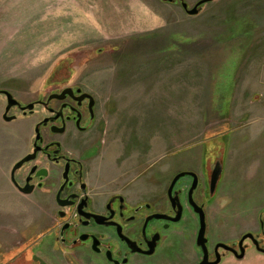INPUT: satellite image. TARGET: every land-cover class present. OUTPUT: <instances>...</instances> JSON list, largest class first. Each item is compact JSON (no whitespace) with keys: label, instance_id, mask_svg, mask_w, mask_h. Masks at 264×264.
<instances>
[{"label":"rangeland","instance_id":"374dc122","mask_svg":"<svg viewBox=\"0 0 264 264\" xmlns=\"http://www.w3.org/2000/svg\"><path fill=\"white\" fill-rule=\"evenodd\" d=\"M19 1L26 4L5 8L16 12L0 13V90L27 103L68 85L90 91L101 111L86 136L93 137L91 145L96 137H142L148 168L153 166L148 178L157 171L173 176L201 169L214 148L225 149V179L208 208L211 249L260 233L264 0H215L197 16L179 2L147 0L146 17L116 11L104 18L94 12L91 29L67 23L60 0ZM183 1L192 9L203 0ZM105 102L117 108L108 117ZM5 105L0 98V135L19 137H0V150L7 154L13 140L23 155L38 120L19 116L7 123ZM8 171L5 164L0 168V264H71L51 245L47 229L54 219L44 220L45 209L11 186ZM149 182L146 191L159 194V186ZM197 231L190 221L175 225L165 231L156 256L131 264H198ZM222 264H264V255L250 249L243 261L228 256Z\"/></svg>","mask_w":264,"mask_h":264},{"label":"flooded vegetation","instance_id":"af4514ba","mask_svg":"<svg viewBox=\"0 0 264 264\" xmlns=\"http://www.w3.org/2000/svg\"><path fill=\"white\" fill-rule=\"evenodd\" d=\"M0 92V98L6 104L2 116L5 122H15L19 116L38 120L30 135L29 150L23 155L12 152L4 160L9 169V183L18 193L44 208L48 219H54L48 233L56 247L51 245L67 254L71 264H81L79 260L85 264H131L138 258H153L159 253L165 231L186 221L198 225V247L200 217L190 205L193 188V200L203 208L206 216L209 261H216V246L223 242L216 243L211 249L208 208L225 179V149L214 148L201 169H185L173 176H165L164 172L159 175L157 171L148 178V171L153 166L148 168L142 137H96L95 144L91 145L93 137L86 136L97 125L101 111L98 98L90 91L78 85H68L42 93L29 103L17 99L8 90ZM3 92L10 93L21 104L8 113L7 118H16L12 121L5 119L9 98ZM30 105L34 108L23 110ZM116 109L110 102L103 104L107 117ZM99 127L106 131V123ZM0 137L19 136L6 134ZM112 157L114 165L110 164ZM26 159L29 161L24 162ZM107 166L109 172L103 173ZM217 166L221 175L212 194V177ZM181 174L186 176L173 186ZM167 180L169 184L164 187ZM148 182L159 186L160 193L147 192ZM180 205L182 210L179 212ZM179 213V222H173ZM157 215H165L168 220L148 221ZM260 230L259 234H246H253L264 249L263 215ZM246 234L237 242L225 244L231 247L235 244L234 250L240 255L239 242ZM243 246L246 256L250 249L259 252L251 240H246ZM151 249L153 254L148 255ZM199 249L201 260L198 264L203 260ZM219 254L222 262L228 256L237 259L234 253L223 249Z\"/></svg>","mask_w":264,"mask_h":264},{"label":"crops","instance_id":"0c3cea01","mask_svg":"<svg viewBox=\"0 0 264 264\" xmlns=\"http://www.w3.org/2000/svg\"><path fill=\"white\" fill-rule=\"evenodd\" d=\"M21 4L25 5L26 3L25 2L21 3L19 0H0V13H4V12L14 13L16 12L15 10L13 9L6 10L5 8H14ZM147 9H148L147 0H143V2L142 0H135L134 3L132 1L130 3V0H60V13L61 15L62 14L66 15V18H65L67 19L66 21L69 20L67 23H70L71 21L74 24L87 23V26H83V28H87V29L93 28L94 24L96 23L95 19L92 16L94 12H97V14L103 15L104 18H106V16L109 15L110 12H116V11H119V13H122V12L127 13L129 11V13L131 14L132 13L140 14V15L143 14L146 17ZM83 14H88V17L84 16ZM138 25L140 27L141 23ZM98 27L99 26H96V28ZM69 28H79V27H69ZM135 38H138V37H135ZM30 139L31 137L29 138L28 147L30 144ZM10 141L11 143L7 144V147H9V151L7 152V154L4 153V150L2 149L0 150V153H1L0 154V168L2 169L4 168V164H5L4 160L7 156H9V154H13L12 152H15V153L20 152L19 148L15 147V145L12 144L13 140H10ZM150 151H153V149L150 148ZM105 172L106 170H103V173ZM0 179H1L0 180V194L2 195V187H1L2 178L0 177ZM1 209L3 210V206L1 207ZM44 216L45 215L43 214V217ZM44 220H45V217H44Z\"/></svg>","mask_w":264,"mask_h":264},{"label":"water","instance_id":"95a60500","mask_svg":"<svg viewBox=\"0 0 264 264\" xmlns=\"http://www.w3.org/2000/svg\"><path fill=\"white\" fill-rule=\"evenodd\" d=\"M161 1L168 2V3H175V2L180 1L181 4H182L183 9L185 10V12L189 16H197V15L200 14V12L202 11V7L205 4L211 3V2H213L215 0H203L200 3H198L195 7H193L192 9H190L189 5L186 2H184L183 0H161ZM1 93L2 92H0V94ZM3 93L6 94L8 96V98H9V106L7 108V113L5 115V119L7 121H12V120H14L16 118H7L8 113L10 112V110L14 106L21 107V104L18 101H16L10 93H8V92H3ZM32 108H34V105L27 106L26 108H23V110H31ZM37 132H39L38 129H37ZM38 151H39V149L37 148L36 152H38ZM28 161H29V159H26L24 162H28ZM21 164L17 168H19L21 166ZM220 175H221V169L219 168V166H217L216 169H215V172L213 174V177H212V185H211L212 194L215 192V190L217 188ZM184 176H186V174L179 175L176 178V180L174 181L173 186L177 182V180H179L180 178H182ZM193 192H194V188L191 190V193H190V205L194 209L195 213L198 214L199 217H200V229H199L198 237H197V246L199 248H201L202 254H203V260H202V262L200 264H221L222 258H221V255L219 254V250L220 249H223V250H225L227 252H232V253H234L236 255L238 260H243L246 257V248L243 246L244 242L246 240H251L253 242V244L257 247L258 251L264 254V249H261L260 244L257 241V239L255 238V236L253 234L249 233V234H246L242 238V240L239 242V246L241 248V254L240 255L234 250L235 244H234L233 247H231V246H229V245H227L225 243H219L216 246V249H215L216 250L217 259H216L215 262H210L209 261L208 239L206 238V233H207L206 216H205V212H204L203 208L199 207L194 202V200H193ZM24 193L25 194H29V191H24ZM179 209H180L179 210V212H180L182 210V206L181 205L179 206ZM180 218L181 217H180V213H179L178 217L176 219H174L173 222H175V223L179 222ZM153 219L168 220V217L165 216V215H157V216L152 217L148 221L153 220ZM147 254L148 255H152L153 254V249H151V251L149 253H147Z\"/></svg>","mask_w":264,"mask_h":264}]
</instances>
